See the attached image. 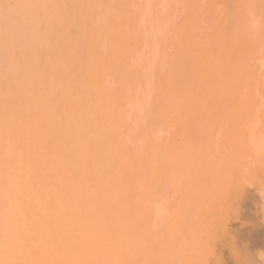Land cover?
<instances>
[{
    "label": "bare ground",
    "instance_id": "1",
    "mask_svg": "<svg viewBox=\"0 0 264 264\" xmlns=\"http://www.w3.org/2000/svg\"><path fill=\"white\" fill-rule=\"evenodd\" d=\"M194 108L264 109V0H0V264H174Z\"/></svg>",
    "mask_w": 264,
    "mask_h": 264
},
{
    "label": "rangeland",
    "instance_id": "2",
    "mask_svg": "<svg viewBox=\"0 0 264 264\" xmlns=\"http://www.w3.org/2000/svg\"><path fill=\"white\" fill-rule=\"evenodd\" d=\"M218 109H174L176 116L165 123L162 145L167 152L174 147L181 150L176 184L179 188L184 185L183 192L187 190L184 193L180 190L176 198L168 191L165 195L168 209L179 205V210L175 205L173 208L179 222L176 228H180L175 229L174 240L178 238L179 245L173 242L177 250L174 252L172 248L171 252L177 254L175 262L179 258L180 264H264V109ZM184 112L190 113L189 116H183ZM184 130L188 135L185 138L180 135ZM250 130L261 141L255 148L249 147L245 140ZM170 132L179 134V139L171 138ZM196 159L202 161L201 171L195 169ZM220 160L226 171L214 176L212 167ZM217 179L221 183L215 185L218 188L214 198L202 200L205 197L197 194L198 186L203 194L207 183L213 180L217 183ZM150 181L152 185L153 180Z\"/></svg>",
    "mask_w": 264,
    "mask_h": 264
}]
</instances>
